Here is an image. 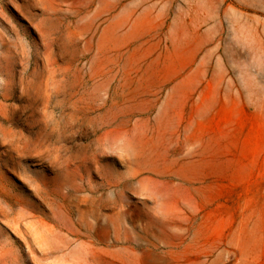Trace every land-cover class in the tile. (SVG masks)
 I'll return each mask as SVG.
<instances>
[{"label":"rangeland","instance_id":"1","mask_svg":"<svg viewBox=\"0 0 264 264\" xmlns=\"http://www.w3.org/2000/svg\"><path fill=\"white\" fill-rule=\"evenodd\" d=\"M0 264H264V0H0Z\"/></svg>","mask_w":264,"mask_h":264}]
</instances>
